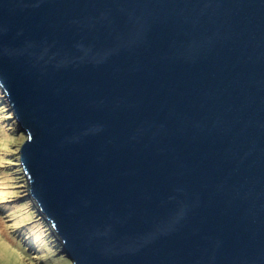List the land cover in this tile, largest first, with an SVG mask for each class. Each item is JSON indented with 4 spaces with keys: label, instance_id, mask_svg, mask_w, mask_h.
<instances>
[{
    "label": "water",
    "instance_id": "95a60500",
    "mask_svg": "<svg viewBox=\"0 0 264 264\" xmlns=\"http://www.w3.org/2000/svg\"><path fill=\"white\" fill-rule=\"evenodd\" d=\"M0 89L72 264H264V0H0Z\"/></svg>",
    "mask_w": 264,
    "mask_h": 264
},
{
    "label": "rangeland",
    "instance_id": "374dc122",
    "mask_svg": "<svg viewBox=\"0 0 264 264\" xmlns=\"http://www.w3.org/2000/svg\"><path fill=\"white\" fill-rule=\"evenodd\" d=\"M5 102L0 93V264H72L59 254L53 233L47 234L42 218L32 210L36 205L18 162L25 136Z\"/></svg>",
    "mask_w": 264,
    "mask_h": 264
},
{
    "label": "trees",
    "instance_id": "16d2710c",
    "mask_svg": "<svg viewBox=\"0 0 264 264\" xmlns=\"http://www.w3.org/2000/svg\"><path fill=\"white\" fill-rule=\"evenodd\" d=\"M0 93H2L1 92V89H0ZM3 98H4V96H3ZM5 99V98H4ZM5 101H6V99H5ZM7 101L4 103L5 104V106L7 107ZM21 133V132H20ZM21 170V169H20ZM20 173H22V172H20ZM22 175H23V173H22ZM33 210V212H34V214L36 213L35 212V210L34 209H32ZM37 215V214H36ZM41 223H42V226H44L45 227V230L47 231V234L49 233V227L47 226V224L45 223V221L43 220V219H41ZM28 236V234L26 235V238L27 239H31V238H29V237H27ZM21 238H23V237H21ZM50 239L52 240V237L50 236ZM26 241V240H25ZM30 241V240H29ZM56 243V245L58 246V244H57V242H55ZM26 244V243H25ZM40 245V244H39ZM57 246H55V249L57 250ZM35 248H37V247H33L32 249H35ZM32 249H30V250H28V251H31ZM38 249V248H37ZM26 251V250H25ZM35 251H37V250H35ZM29 253V252H28Z\"/></svg>",
    "mask_w": 264,
    "mask_h": 264
},
{
    "label": "clouds",
    "instance_id": "9594fccd",
    "mask_svg": "<svg viewBox=\"0 0 264 264\" xmlns=\"http://www.w3.org/2000/svg\"><path fill=\"white\" fill-rule=\"evenodd\" d=\"M4 96V95H3ZM5 98V97H4ZM6 99V98H5ZM6 101H7V99H6ZM8 103V102H7ZM9 107V106H8ZM11 110V109H10ZM12 112V111H11ZM12 117H13V115H12ZM15 120V119H14ZM15 123H16V126L15 127H17V122H16V120H15ZM17 130H18V128H17ZM19 131V130H18ZM20 132V131H19ZM25 142V141H24ZM20 163V162H19ZM20 169H21V167H20ZM21 172H22V169H21ZM23 173V172H22ZM23 176H25L24 175V173H23ZM41 218V217H40Z\"/></svg>",
    "mask_w": 264,
    "mask_h": 264
}]
</instances>
